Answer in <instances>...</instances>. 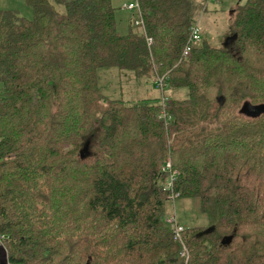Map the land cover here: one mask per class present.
<instances>
[{
    "label": "trees",
    "instance_id": "16d2710c",
    "mask_svg": "<svg viewBox=\"0 0 264 264\" xmlns=\"http://www.w3.org/2000/svg\"><path fill=\"white\" fill-rule=\"evenodd\" d=\"M137 1L144 32L126 35L111 0H25L32 19L0 11L8 264H264V115L240 113L264 104V0L232 9L226 46L202 39L187 58L196 2ZM110 68L188 95L110 99L99 90ZM171 193L210 220L184 228L187 263L163 221Z\"/></svg>",
    "mask_w": 264,
    "mask_h": 264
},
{
    "label": "rangeland",
    "instance_id": "374dc122",
    "mask_svg": "<svg viewBox=\"0 0 264 264\" xmlns=\"http://www.w3.org/2000/svg\"><path fill=\"white\" fill-rule=\"evenodd\" d=\"M194 1L197 5L196 21L202 39H206L214 47L226 46L234 19L231 11L236 5L244 4L246 0H209L206 9L198 7L200 0ZM111 2L116 9L118 34L126 35L130 29L140 33L143 28L136 25L141 20L140 16L124 8L125 4H134L136 0H111ZM0 11H16L27 19H32L34 16L25 0H0ZM99 90L110 99H124L128 104H138L145 99L161 101L166 99L167 102L169 98L184 99L188 95L186 89L174 90L167 86L162 91L157 87L153 75L137 78L133 72L116 68L102 69L99 72ZM2 94L3 86L0 83V98ZM169 219H174L177 226L184 228L210 227L209 217L201 213L198 202L193 199L179 198L167 202L163 221L168 229L175 228V225L167 222Z\"/></svg>",
    "mask_w": 264,
    "mask_h": 264
},
{
    "label": "built area",
    "instance_id": "2783aa9c",
    "mask_svg": "<svg viewBox=\"0 0 264 264\" xmlns=\"http://www.w3.org/2000/svg\"><path fill=\"white\" fill-rule=\"evenodd\" d=\"M128 11L134 13H138V15L140 16L141 19V9H140V5L138 3V1L136 0V2L134 4H125L124 6ZM137 26H141L143 29L142 31L144 32V23L142 21V19L140 20V22L136 23ZM202 41V37H201V32H200V28L198 24H194L191 29H190V36H189V41L188 44L183 52V56L185 58H187L190 54V52L192 51L193 47L199 45ZM148 42L151 43L152 40L149 38ZM157 82V87L160 88L162 91L164 90V85H165V78L164 77H160L156 80ZM163 104L166 103V99L162 101ZM159 118L163 119L165 118V114L161 113V115L159 116ZM162 171L164 173H166L168 175V177L166 178V181L162 182V187L164 191L167 192H171L173 190V185L177 179V171L172 169V164L171 162H168L166 165L163 166ZM178 197V195H175L174 193H171V195L169 196V198L174 201L176 198ZM168 223L175 225V228H173L174 230V238L176 241H178L181 244L182 247V252H181V257L185 258L186 263L188 262L189 259V251L187 249V247L185 246L183 239H182V232L184 231V227L182 226H177L175 224V220L174 219H169L167 220Z\"/></svg>",
    "mask_w": 264,
    "mask_h": 264
},
{
    "label": "water",
    "instance_id": "95a60500",
    "mask_svg": "<svg viewBox=\"0 0 264 264\" xmlns=\"http://www.w3.org/2000/svg\"><path fill=\"white\" fill-rule=\"evenodd\" d=\"M236 38V35L232 37V39ZM229 42L227 41V44ZM240 113L244 115L247 118L251 119H257L264 115V104H258L254 105L250 102H245L242 105V108L240 109ZM85 154H87V148H83L81 151V156L83 157ZM229 240L225 239L223 241V244H226ZM0 263L1 264H8L7 262V253L4 247L0 244Z\"/></svg>",
    "mask_w": 264,
    "mask_h": 264
},
{
    "label": "crops",
    "instance_id": "0c3cea01",
    "mask_svg": "<svg viewBox=\"0 0 264 264\" xmlns=\"http://www.w3.org/2000/svg\"><path fill=\"white\" fill-rule=\"evenodd\" d=\"M124 8H125V7H124ZM131 23H132V21H131ZM131 30H132V29H130V31H131ZM130 31H129V32H130ZM142 32H143V31H141L140 33H142Z\"/></svg>",
    "mask_w": 264,
    "mask_h": 264
}]
</instances>
